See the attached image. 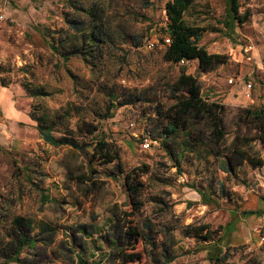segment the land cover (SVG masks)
I'll return each mask as SVG.
<instances>
[{"label":"rangeland","instance_id":"1","mask_svg":"<svg viewBox=\"0 0 264 264\" xmlns=\"http://www.w3.org/2000/svg\"><path fill=\"white\" fill-rule=\"evenodd\" d=\"M168 1L0 0V264H264V164L231 173L221 164L234 143L264 163V136L247 114L264 109V0H239L248 20L233 29L223 24L228 0H194L184 20L205 30L203 50L184 74L163 61ZM171 89L191 91L221 120L214 155L188 151L180 174L161 136L182 95ZM112 98L129 104L108 110ZM205 123L195 135L207 139ZM41 130L84 149L51 145ZM101 139L119 161L94 154ZM126 175L141 185L136 211ZM19 216L34 221L36 245L9 259ZM40 222L55 230L38 234ZM187 225L221 238L184 237ZM130 254L138 260L124 262Z\"/></svg>","mask_w":264,"mask_h":264},{"label":"trees","instance_id":"2","mask_svg":"<svg viewBox=\"0 0 264 264\" xmlns=\"http://www.w3.org/2000/svg\"><path fill=\"white\" fill-rule=\"evenodd\" d=\"M194 0H170L166 3L165 6V15L167 23L164 28V32L167 35V38L170 40V44L166 45V51L163 55V61L166 63L179 64L182 60L188 61L194 55L200 54V51L203 50L198 46V43L203 38V33L205 30L200 27L190 26L184 20L185 12L192 6ZM227 18L224 21V27L227 29H233L236 23L244 24L248 20V13L240 15L239 13V0H228V10ZM94 46H96V40L92 38ZM81 58L83 61H87V58L82 55ZM192 56V57H190ZM186 68L182 66L181 73H185ZM173 94H182L180 97L175 98V103L168 109L167 114L165 115V124L161 129V136L163 138L164 146L168 150V156L170 160L175 162V167L177 173H181V161L185 158L188 151L195 153L197 150H205L203 153L196 155L197 159L202 160L206 159L209 156H213L214 153L208 149V145L215 142L219 135L222 134L220 129L221 120L218 118L217 123L213 121V115L206 109L207 107L203 104H200V100L196 97L191 91L187 92L184 90H174L171 89ZM183 91V92H181ZM186 94H185V93ZM111 98V97H110ZM130 100V99H128ZM112 102L108 107V110L118 106L119 104ZM129 104L128 102L122 103L119 106H124ZM247 114L249 117L257 123L258 131L264 136V109L260 111H248ZM203 121H206L205 126L203 127L204 132H209L210 136L201 137L195 135L197 132L198 125ZM41 134L43 138L50 143L51 145H69L73 150L77 151L78 149H84L83 147H78L74 144L73 141H55L50 136L49 131H42ZM259 140L264 145V137H259ZM172 145V146H171ZM236 144H233V150L231 157H226L224 161V171L226 173H231L235 168L244 162L250 165L252 168H258L264 163L261 159H253L248 151L242 147H236ZM248 146V144L246 145ZM235 147V148H234ZM205 148V149H202ZM95 155H98L100 158H103L104 164H111L114 161H119L117 154L113 153L109 144L104 140H97L95 148L93 149ZM119 170H121V165L119 162ZM122 174V170L120 171ZM125 186L128 191V196L131 200L132 205L134 206V211L139 209V205L135 202V198L139 192L138 186H141L140 183H133L130 175L125 176ZM202 198L205 199L204 204H209L212 200L206 194L202 195ZM41 200L43 203H54L56 201L50 200L45 194L41 195ZM246 214H255V212H245ZM34 221L24 217H15L12 220V228L14 231V237L7 245L5 249V257L9 259L13 258L17 254L21 253L26 248H34L36 245V239L31 236L30 232L33 231ZM38 234L50 233L55 229L51 225L45 222H40L37 224ZM182 234L184 237L194 238L197 240H204L208 242L216 243L220 240L221 237H216L214 233L209 230V227L206 225L203 226H193L187 225L182 228ZM138 233L133 231V238L137 237ZM221 257H216L215 261L224 262L227 258V255H222ZM138 254L128 255V259L123 261L134 262L138 260ZM78 264H88L84 261L81 256L77 257ZM17 262H20L17 260ZM257 264V263H254Z\"/></svg>","mask_w":264,"mask_h":264},{"label":"built area","instance_id":"3","mask_svg":"<svg viewBox=\"0 0 264 264\" xmlns=\"http://www.w3.org/2000/svg\"><path fill=\"white\" fill-rule=\"evenodd\" d=\"M3 20H4V16H3V15H0V22H2ZM169 44H170V40H169V38H166V39L164 40V46L169 45ZM148 47H149V48H154V44H150V45H148ZM187 63H188V61L182 60V61L179 63V65L184 66V65L187 64ZM248 87H250V86H248ZM144 147H148V144H145Z\"/></svg>","mask_w":264,"mask_h":264},{"label":"crops","instance_id":"4","mask_svg":"<svg viewBox=\"0 0 264 264\" xmlns=\"http://www.w3.org/2000/svg\"><path fill=\"white\" fill-rule=\"evenodd\" d=\"M209 149V148H208ZM205 150H197V151H195V155H199V153H203ZM207 153L205 152V153H203V155H206ZM221 164H222V167H224V162H221ZM262 215V214H261ZM261 215H259L258 217H261ZM211 243H213V242H210V244ZM217 243V242H216ZM224 254H226V253H222V254H218V256H220V257H222V255H224ZM224 263V262H223Z\"/></svg>","mask_w":264,"mask_h":264}]
</instances>
